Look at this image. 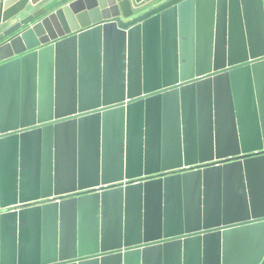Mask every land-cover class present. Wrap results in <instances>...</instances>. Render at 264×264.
Here are the masks:
<instances>
[{"label": "water", "instance_id": "obj_1", "mask_svg": "<svg viewBox=\"0 0 264 264\" xmlns=\"http://www.w3.org/2000/svg\"><path fill=\"white\" fill-rule=\"evenodd\" d=\"M152 1L0 0V264H264V0Z\"/></svg>", "mask_w": 264, "mask_h": 264}, {"label": "rangeland", "instance_id": "obj_2", "mask_svg": "<svg viewBox=\"0 0 264 264\" xmlns=\"http://www.w3.org/2000/svg\"><path fill=\"white\" fill-rule=\"evenodd\" d=\"M159 1H161V0H153L152 2L148 3L147 6L155 5V4H157Z\"/></svg>", "mask_w": 264, "mask_h": 264}, {"label": "flooded vegetation", "instance_id": "obj_3", "mask_svg": "<svg viewBox=\"0 0 264 264\" xmlns=\"http://www.w3.org/2000/svg\"><path fill=\"white\" fill-rule=\"evenodd\" d=\"M218 163H221V162H213V163L211 162L210 164H218Z\"/></svg>", "mask_w": 264, "mask_h": 264}, {"label": "built area", "instance_id": "obj_4", "mask_svg": "<svg viewBox=\"0 0 264 264\" xmlns=\"http://www.w3.org/2000/svg\"><path fill=\"white\" fill-rule=\"evenodd\" d=\"M185 168H188V167H185Z\"/></svg>", "mask_w": 264, "mask_h": 264}]
</instances>
